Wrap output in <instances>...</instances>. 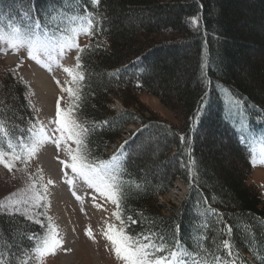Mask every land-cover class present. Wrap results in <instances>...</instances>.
<instances>
[{"label":"trees","instance_id":"16d2710c","mask_svg":"<svg viewBox=\"0 0 264 264\" xmlns=\"http://www.w3.org/2000/svg\"><path fill=\"white\" fill-rule=\"evenodd\" d=\"M0 18L88 37L76 116L87 129L88 163L120 157L112 175L126 198L125 234L146 243L155 233L157 244L164 237L173 259L187 264H264V194L249 180L251 147L264 139V0H0ZM141 91L178 110L179 123L146 106ZM28 92L21 78L0 72V145L37 129ZM115 99L125 108L117 112ZM133 122L132 138L117 143ZM209 125L230 136L227 146L212 131L204 138ZM177 178L185 198L161 199ZM45 230L0 211V262L36 264Z\"/></svg>","mask_w":264,"mask_h":264},{"label":"rangeland","instance_id":"374dc122","mask_svg":"<svg viewBox=\"0 0 264 264\" xmlns=\"http://www.w3.org/2000/svg\"><path fill=\"white\" fill-rule=\"evenodd\" d=\"M87 42L88 37L85 34L75 31L52 33L49 30H41L38 26L30 30L0 18V72L11 71L26 83L29 91L27 99L38 125L31 137H21L17 144L11 142L12 147L0 145V153H3L4 158L13 165L9 170L4 163H0V206H3L0 207V211L24 214L31 220L46 224L42 245L36 250V264H125L117 257L115 245L104 235L109 224L117 229L121 227L120 221L114 215L118 210L116 205L100 196L62 163V161L71 163L72 154L85 157V132L81 134L83 147L80 153L75 152L77 145L73 140H68L66 144L61 142L59 148L51 142L60 137V132L57 131L59 125L54 122L57 120L58 109H63L65 113L70 112V120L84 128L76 116L80 85L84 78L77 57L80 48ZM29 51L35 59L28 55ZM11 54L17 57L9 58L8 55ZM36 66L52 74L53 82L58 87L53 98H48L47 93H44L35 82L33 74ZM65 69H71V73ZM187 78L184 74L181 80L186 81ZM138 97L146 106L168 121L179 123L181 120L180 112L167 107L156 95L141 91ZM112 106L117 112L125 108L118 99H115ZM139 125L140 123L134 122L129 124L122 133V139L117 143L123 139H131V131ZM213 126H207L204 138L207 131H212L211 135L217 139L216 145L228 144L230 136L222 137L217 127ZM152 137L153 134L150 133L151 139H146L153 144ZM242 141L251 147L250 136L242 135ZM112 146L109 147V151ZM69 148L73 153H69ZM251 149L250 156L256 164L249 173V180L264 194V139L254 143ZM48 150L51 157L44 160L42 153ZM17 156L20 158L16 159ZM119 159L120 157H117L115 161L107 163L113 166L112 171L117 169ZM58 185L60 188L64 187L62 199L55 198L54 186ZM187 190L185 181L177 178L171 190L160 197L179 204L185 198ZM37 195L41 197L38 201ZM120 209L121 207L119 211ZM89 229L91 236L88 234ZM53 235L61 243L55 248H48L45 242L50 241ZM173 264L180 263L173 261Z\"/></svg>","mask_w":264,"mask_h":264},{"label":"snow or ice","instance_id":"6c2138e0","mask_svg":"<svg viewBox=\"0 0 264 264\" xmlns=\"http://www.w3.org/2000/svg\"><path fill=\"white\" fill-rule=\"evenodd\" d=\"M92 3L99 4V0H92ZM30 13L31 8L29 7V9L25 12V16L30 15ZM89 24H91V21H89ZM84 31L88 34H91L89 33L88 29H84ZM77 47H79V45H77ZM28 55L35 59V56L32 55L31 51L28 52ZM77 59L79 60L80 58L77 57ZM65 71L71 73V69H65ZM66 91L71 92L72 90L66 89ZM56 116L57 120L54 122L59 125L57 131L60 132V137L59 139L52 140L51 142L56 144V146L59 148L61 142L66 144L68 140H73L77 145L75 152L80 153L83 147L81 134L86 132L87 129L76 124L75 121H71L69 118L70 112L65 113L63 109H58ZM32 151H35V149H32ZM68 151L69 153H73L71 148H69ZM19 158L20 157L18 156L16 157V159ZM116 159L117 157L114 156L113 160L115 161ZM0 163H4L5 166L9 168V170H11L13 167L12 163L4 158L3 153H0ZM62 163L66 168H69L73 173H76L90 188L99 193L100 196L110 200L113 205H116L118 210L114 213V215L116 216V219L120 221L121 227L117 229L114 225L109 224L104 235L112 242L113 245H115V252L119 259L123 260L125 264H173V259H170V257L175 258L177 257L178 253L176 251L166 249V238L160 237L161 242L157 244L153 240L155 233H150L149 235L142 237V240L146 241L145 243L141 242V239L139 238L134 239L133 237L125 234L123 230L125 220L121 219L119 208L121 206L122 199L126 198L120 191L118 184L112 175V165L101 164L99 166H95L87 163L85 157H81L77 154L71 155V163L65 161H62ZM49 183H51V181H49ZM68 183H71V181H68ZM45 191H47V188H45ZM36 199L38 201L41 199V197L37 195ZM127 219L131 221V223H136V221L132 220L131 217H128ZM88 234L91 236L90 229ZM45 243L48 245V248H55L61 242L53 235L52 239L50 241H46ZM224 243L225 247H229L227 241ZM47 250L48 249L46 248L45 251ZM165 251H168L169 255H156L158 252L163 253ZM0 264H2V262H0ZM180 264H187V262L181 260Z\"/></svg>","mask_w":264,"mask_h":264},{"label":"bare ground","instance_id":"6f19581e","mask_svg":"<svg viewBox=\"0 0 264 264\" xmlns=\"http://www.w3.org/2000/svg\"><path fill=\"white\" fill-rule=\"evenodd\" d=\"M9 58H16L17 56H14V55H8ZM34 80L35 82L37 83L38 87L40 89H43L44 93L46 92L47 94V97H52L53 98V95L55 96L56 93H57V86L54 84L53 82V78H52V74H50V72H48L47 70H45L44 68H39L38 66H36L34 68ZM55 98V97H54ZM42 157L44 160H47L51 157V153L50 151L48 150V152H44L42 153ZM55 157V156H54ZM60 161V160H59ZM52 163V161H51ZM55 164V163H54ZM50 165V163H49ZM50 167V166H49ZM53 167V166H52ZM55 167H57L55 165ZM58 169V168H57ZM55 170V169H54ZM59 171V170H58ZM60 175V174H59ZM51 177V176H50ZM59 177V176H58ZM61 180V179H60ZM58 182V181H57ZM64 188V187H63ZM62 187L60 188V186H54V193H55V198H60L62 199L64 197V193L62 190H64ZM90 189V188H89ZM83 190V189H82ZM88 190V188H87ZM92 189H90L91 191ZM94 191V190H93ZM87 192V191H86ZM92 192V191H91ZM96 192V191H95ZM69 193V192H68ZM84 194V193H83ZM87 194V193H86ZM90 194V193H89ZM88 195V194H87ZM94 195V194H93ZM90 196H88L89 198ZM75 199V198H74ZM91 199V198H90ZM61 203V202H60ZM59 204V203H58ZM64 205V204H63ZM61 205V206H63ZM66 207V206H65ZM64 210V208H63ZM59 211V210H58ZM61 214V213H60Z\"/></svg>","mask_w":264,"mask_h":264}]
</instances>
